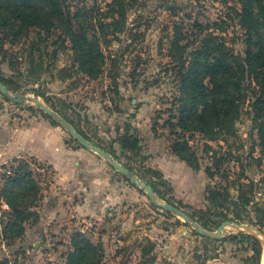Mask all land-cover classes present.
I'll return each mask as SVG.
<instances>
[{"label":"rangeland","instance_id":"374dc122","mask_svg":"<svg viewBox=\"0 0 264 264\" xmlns=\"http://www.w3.org/2000/svg\"><path fill=\"white\" fill-rule=\"evenodd\" d=\"M67 2L73 12L79 13L77 23L88 27L89 36L101 44L105 63L100 74L92 77L81 70L70 43L63 47L59 30L50 36L43 33L41 38H36L34 31L30 41L34 39L43 46V58L36 55L35 63H31L28 44H6L12 52L15 68L10 59L5 60L0 55L3 73L18 88L11 93L24 94L29 99L14 101L0 92V103L18 115L46 117L60 126L70 141L78 144L61 122L32 99L38 97L92 141L111 150L115 160L132 168L143 181L156 185L157 197L172 201L202 222L212 220L206 229L210 233L216 232L221 217L216 212H204L209 206L206 198L209 187L229 186L230 180L240 173L245 174L258 183L253 188L252 204L257 202L259 210L251 205L240 209L244 222L228 225L218 239L208 238L180 215L155 204L143 188L113 167L117 177L140 190L139 196L130 195L131 199L122 201V206L112 205L110 210H116L112 215L109 210L107 224L96 225L92 231H81L84 220L69 236L55 234L38 238L32 230L40 221L38 206L44 190L52 185L54 174L34 158L23 157L0 164V263L7 260L8 264H65L72 237L80 231L95 244L102 245L101 264H230L236 259L239 264H264V236L253 228H261L264 233V167L254 159L261 155V146L249 103L242 106L235 132L227 139L211 140L199 131L185 134L198 155L200 169L192 168L183 160L184 169L177 170L172 180L152 166L156 157L153 154L158 150L166 153L178 137L167 125L178 92L176 78L169 70L171 41L183 35L184 43L198 44L200 35L194 27L196 22L206 24L216 20L230 12V6L240 8V3L237 0H129L124 19L120 14L122 7L111 6L112 0ZM113 12L115 17L111 16ZM227 31L230 41L243 32L234 20H229ZM47 38L49 44L45 41ZM242 48L239 42L236 50ZM176 130L181 131L178 127ZM150 135L155 137L154 145L150 143ZM125 138L138 142L126 147ZM150 158L153 159L150 161ZM23 164L29 165L32 178L41 188L37 196L29 194L17 202L19 208L27 211L23 231L19 233L14 227V211L3 195L9 176ZM207 167L215 171L214 178L206 173ZM18 187L15 185L14 190L20 192ZM229 188L233 195H238L237 187ZM256 247L261 249L260 260Z\"/></svg>","mask_w":264,"mask_h":264},{"label":"trees","instance_id":"16d2710c","mask_svg":"<svg viewBox=\"0 0 264 264\" xmlns=\"http://www.w3.org/2000/svg\"><path fill=\"white\" fill-rule=\"evenodd\" d=\"M128 1L111 2V6L122 7L120 14L124 19ZM237 1L241 5L240 8L230 6L231 11L219 16L218 19L206 24L199 22L194 24L200 35L198 44L184 43L183 35H178L171 41L172 61L169 70L176 78L178 92L170 108L171 114L167 125L171 133L178 137L170 149L194 169H200V161L185 134L199 131L211 140L227 139L235 132V122L246 103L250 105L260 139L261 155L254 159L259 160L264 167V0ZM114 15L113 12L111 16L115 17ZM78 16L79 13L73 12L67 0H0V30L3 33L0 36V55L5 60L10 59V64L15 68L16 63L13 62L15 60L6 44L10 43L12 46L28 44L31 63H35L36 55L43 58V46L34 39L30 41L31 33L35 31L36 38H41L43 33L50 36L59 30L63 47H68L67 43H70L81 70L96 77L105 63V54L101 50L100 42L89 36L88 27L77 23ZM229 20H234L243 30L240 35L236 34V39L232 41L227 35ZM48 40L49 38L45 39L49 44ZM239 42H242L243 48L236 50ZM56 53L55 51V57ZM0 81L10 91L18 90L1 67ZM31 91L40 95L35 88H31ZM177 127L181 129L180 132L176 130ZM76 130L105 149L102 144L92 141L79 128ZM124 141L126 147L136 145L138 142L136 139L130 142L129 138H125ZM105 150L115 156L111 150ZM13 160L19 161V158ZM14 173L13 176H9L3 196L14 211V227L22 233V222L25 219L23 217L27 215L25 214L27 211L19 208L17 202L29 194L37 196L41 186L32 178L33 172L28 164L17 167ZM206 173L211 178L215 177L212 167H207ZM146 182L152 186L155 193H158L156 185L148 180ZM228 184L238 188L237 196L231 193L228 185L208 188L206 198L209 206L204 212L205 214L216 212L217 216L221 217L216 228L227 220L244 222L240 209L244 210L251 205L255 210H259L257 202L252 204L255 197L253 188L258 183L240 173ZM15 185L19 186L20 192L14 190ZM168 202L174 204L170 200ZM187 213L203 228L209 229V222L212 220L202 222L192 213ZM250 223L255 225L253 221ZM260 230L263 231L261 228ZM255 252L257 259L260 260V247H256ZM101 257L102 245L95 244L86 234L77 231L72 237V247L66 256L65 264H101ZM0 264H8V261L4 260Z\"/></svg>","mask_w":264,"mask_h":264},{"label":"crops","instance_id":"0c3cea01","mask_svg":"<svg viewBox=\"0 0 264 264\" xmlns=\"http://www.w3.org/2000/svg\"><path fill=\"white\" fill-rule=\"evenodd\" d=\"M154 138H150L152 145ZM167 150H158L150 161L153 159L152 166L173 180V174L184 169V161ZM23 157L34 158L54 174V181L44 190L38 206L40 221L32 230L38 238L69 236L87 218L95 219L97 225H106L112 205L122 206V201L131 199L130 195H140L139 189L115 175L110 160L70 141L60 126L46 117L18 115L0 103V164Z\"/></svg>","mask_w":264,"mask_h":264},{"label":"water","instance_id":"95a60500","mask_svg":"<svg viewBox=\"0 0 264 264\" xmlns=\"http://www.w3.org/2000/svg\"><path fill=\"white\" fill-rule=\"evenodd\" d=\"M0 92L5 95L6 97L10 98L11 100L14 101H20V100H26L29 99L27 98L24 94H20L18 96H14L11 91L8 89V87L3 84L0 81ZM38 106H40L49 116L53 117L54 119L58 120L61 122L67 130L70 132L72 137L79 142L84 147L90 148L102 157L108 159L111 161L112 165L123 175H125L127 178H129L135 185L143 188L150 196L151 200L157 204L158 206L165 208L169 211L175 212L176 214L180 215L185 219V221L190 222V224L203 236L208 237V238H213V239H218L223 235L224 230L228 225L234 226L237 223L232 222L230 220L222 222L215 233H210L208 232L205 228H203L196 220L192 219L189 214L184 211L183 209L179 208L175 204L169 203L164 201L162 198L157 197L154 189L152 186H150L147 182L143 181L141 178L138 177V175L131 171L128 167H126L124 164L119 162L118 160H115L114 157L112 156L111 153L103 149L102 147L94 144L90 140H88L85 136H83L80 132L76 130V128L70 123L66 118H64L62 115L54 112L48 105H46L44 102H42L38 97L32 98ZM242 227H251L250 225L247 224H241ZM255 228L262 236H264V233L256 228Z\"/></svg>","mask_w":264,"mask_h":264},{"label":"built area","instance_id":"2783aa9c","mask_svg":"<svg viewBox=\"0 0 264 264\" xmlns=\"http://www.w3.org/2000/svg\"><path fill=\"white\" fill-rule=\"evenodd\" d=\"M123 184H124V182L121 183V186H123ZM120 189H121V188H120ZM115 210H116V209L111 208L109 215H112V213H113ZM83 223H84V224L81 225V228H80L81 231H84L85 229L92 231V230L95 228V226L97 225V222H96L95 219H93V220H91V219H86V221L83 222Z\"/></svg>","mask_w":264,"mask_h":264}]
</instances>
